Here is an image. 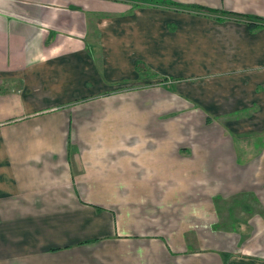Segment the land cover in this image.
I'll use <instances>...</instances> for the list:
<instances>
[{"label":"crops","instance_id":"crops-1","mask_svg":"<svg viewBox=\"0 0 264 264\" xmlns=\"http://www.w3.org/2000/svg\"><path fill=\"white\" fill-rule=\"evenodd\" d=\"M244 91L264 102V0H0V264H264L255 217L208 234L206 186L154 174L170 94Z\"/></svg>","mask_w":264,"mask_h":264},{"label":"rangeland","instance_id":"rangeland-1","mask_svg":"<svg viewBox=\"0 0 264 264\" xmlns=\"http://www.w3.org/2000/svg\"><path fill=\"white\" fill-rule=\"evenodd\" d=\"M225 16L223 21L240 25L250 20L244 15ZM202 80L205 79H190L183 84V81L160 78L154 79V88L175 87L176 84L182 88L190 84L194 86ZM243 89L250 90L252 86L245 84ZM243 93L239 99L247 104V110L240 106L244 110H233L234 102L229 98H214L207 105H219L215 115L208 114L202 103L170 94L169 97L175 101H166L162 112L171 114L161 116L169 118L168 124L162 120L159 124L166 134L168 131L172 133L167 140L154 141V150L162 154L154 157V174L167 178V169L175 170L173 177L165 179L160 188H156L165 190L167 185H205L207 233L223 235L227 241L233 232H236L234 236L245 237L251 227L246 226V217L250 216L255 217L252 219L254 225L257 221L260 225V228L255 227L260 229L255 237L264 234V102L252 103V96L246 91ZM226 122L229 124L224 125ZM162 196H166L165 191L164 194L158 192V197ZM236 240L239 241L237 237Z\"/></svg>","mask_w":264,"mask_h":264},{"label":"trees","instance_id":"trees-1","mask_svg":"<svg viewBox=\"0 0 264 264\" xmlns=\"http://www.w3.org/2000/svg\"><path fill=\"white\" fill-rule=\"evenodd\" d=\"M189 8L192 9V10L198 11V12H202V10H205V9H203L201 7H197V6H191ZM206 11L213 12L211 10H206ZM235 16H237V15H235ZM144 69H145V67L142 66L140 63L136 64V70H137L138 73H140V74L144 73V71H145ZM154 78H156V77H154Z\"/></svg>","mask_w":264,"mask_h":264}]
</instances>
